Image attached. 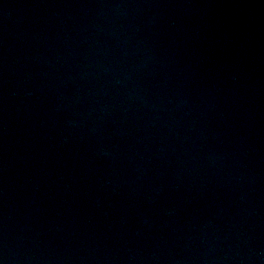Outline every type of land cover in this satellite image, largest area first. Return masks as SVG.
<instances>
[{"label": "water", "instance_id": "1", "mask_svg": "<svg viewBox=\"0 0 264 264\" xmlns=\"http://www.w3.org/2000/svg\"><path fill=\"white\" fill-rule=\"evenodd\" d=\"M0 264H264V193L100 139L0 84Z\"/></svg>", "mask_w": 264, "mask_h": 264}]
</instances>
